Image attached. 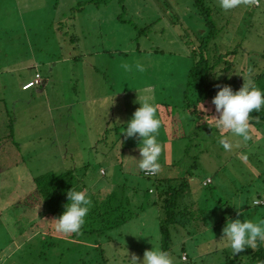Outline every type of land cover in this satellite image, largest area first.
<instances>
[{
	"label": "rangeland",
	"instance_id": "obj_1",
	"mask_svg": "<svg viewBox=\"0 0 264 264\" xmlns=\"http://www.w3.org/2000/svg\"><path fill=\"white\" fill-rule=\"evenodd\" d=\"M262 1L260 8L241 4L227 11L217 1L222 9L219 19L226 26L218 42L224 51L245 39L240 48L248 54L244 60L249 62L247 70L264 66ZM0 5L2 13L8 6L16 7L15 11L11 9L16 21L11 20L10 27L0 26V158L4 150L11 153V158L14 151L21 156L15 163H0V185L4 187L0 200L4 211L0 218V262L59 264L63 253L65 264H127L126 252L129 258L135 254L142 259L145 250L152 249L150 236L162 249V211L149 202L158 194L155 188L151 192L154 196H140L145 200L144 207L133 206L137 214L129 224L111 232V241L103 235H81L78 240L72 234L48 233L47 240L55 242L50 258L46 251V218H40L26 204L13 205L11 193L19 175L28 178L30 172L39 176L49 170L75 168L80 176L87 162L92 165L88 196L104 200L113 188L136 184L145 191L152 182L143 178L137 167L139 139L121 133L122 125L140 106L138 96L147 92L162 122L158 136L163 145L159 177H189L194 202L215 211L207 213L209 226L200 224L206 234L185 238L191 258L185 255L187 259L182 261L177 244L170 255L175 264H226L225 256L231 251L221 240L226 218L245 219L233 206H241L248 219L255 217L253 221L264 212V206H260L264 202V123H250L251 139L245 142L231 133L223 135L217 128L212 131L205 123L198 127L184 105L185 82L193 65L189 44L205 29L194 0H0ZM93 66L98 73L91 71ZM84 70L95 90L103 92L95 105L86 100ZM36 71L44 80L52 77L53 82L61 77L68 80L71 72H75V78L81 75L76 91L67 81L55 90L60 91L66 110L75 100L76 106L67 111L66 121L73 125L74 135L66 138L60 133L59 114L52 117L56 125L49 117L46 119L41 87L22 90L23 83L35 77ZM55 127L59 136L51 134ZM222 138L232 144L230 151L219 143ZM101 166L108 172L100 173ZM207 178L213 179L209 187L203 184ZM110 180L115 185L109 184ZM22 183L23 189L29 188L28 179ZM189 196L185 202L189 203ZM34 221L38 225L32 235L30 225ZM100 249L107 262L98 260ZM87 258L90 261L85 262Z\"/></svg>",
	"mask_w": 264,
	"mask_h": 264
},
{
	"label": "trees",
	"instance_id": "obj_2",
	"mask_svg": "<svg viewBox=\"0 0 264 264\" xmlns=\"http://www.w3.org/2000/svg\"><path fill=\"white\" fill-rule=\"evenodd\" d=\"M217 1L194 0L196 12L204 19L205 29L196 35L195 41H190L189 49L193 65L189 70L183 91L184 105L187 107V110L191 113L193 118L197 120L196 123H199L198 127L200 126V123H205L210 126L212 131L216 129L215 121L212 118L218 115L215 112L214 105L211 103L213 97L218 91L217 85H230L233 90L236 91L239 90L244 82H247L250 77L254 86L264 90V66L261 67V70H256L255 68L247 70L246 68L249 62L247 63L244 60L245 56L248 54L240 48L245 39L239 41L238 46L229 47L224 51L223 48L225 47L221 46L220 42H218L219 38L223 36V30H225L226 26L221 23L222 18L221 20L219 19V15L222 17V9L218 8L219 3ZM261 5H263L262 0ZM250 6L251 9L260 8V6H255L254 3L250 4ZM58 23L63 25L64 22L60 21ZM245 29H249L248 25H246ZM241 30H243V27H241L240 31ZM73 39L76 41L80 40L78 37H74ZM238 58L242 59V64L239 63L240 60H237ZM256 67L259 69L258 65ZM237 69H239V72H236ZM38 73L39 72L36 71L33 80L36 79ZM240 79L241 82H239ZM231 82H233V84H230ZM42 84L43 83H39L30 88H23L25 86L23 84L22 89L29 90L33 87L40 88ZM197 101L204 105L206 111L199 110L197 107ZM258 120L264 123V108H262L260 112L253 111V113L250 114V123L258 124ZM220 132L223 135L229 134V132L223 130H220ZM91 166L92 165L89 162L85 163L83 172L80 176L75 172V168L63 172L49 170L39 176H33V174H30L31 179H29L28 182L29 187L31 186L32 188L31 191L33 194L27 200V207H30V209L37 214H44V216L41 217L46 218V251L49 254V258L52 256L51 253H54V251L51 250H54L55 242L48 241L47 235L48 233H51V236L57 234L55 231V222L53 220L61 215L64 210L63 205L67 203V191L72 187L76 190L85 191L88 188H91L92 183L88 181V173ZM142 177L147 178L152 182L149 187H146L145 191L141 189V184H136L135 186L127 185L113 188V191L108 194L104 200L100 198L97 200L95 197L89 195L92 205L86 217L85 224L82 226L79 233H73L72 235L77 237L76 239L78 240L81 239V235L89 236L94 234L106 236L110 241L113 240L111 232L116 228L129 224L134 215L137 214V210L134 209L133 206L135 205L137 209L144 207L145 203L138 202L141 198H139L138 201L137 198L143 195L150 197L149 195H152L151 192L153 191V188H155L156 194H158L156 195L157 200L153 204L158 206L162 211L160 219L162 236L160 243L161 247L169 254H174L175 245L177 244L181 250V260L186 261L187 258L185 255L189 258L191 257L184 240L187 236L192 237V235H198L201 233L206 234V232H203L204 229H201L203 225L200 224L206 223L207 226L211 224V222L208 223L207 218L209 210L207 208L199 207L197 203L194 202V196L191 195L193 191L192 183L189 177L163 179L159 177V172L151 176L142 172ZM208 179H211L212 181L208 182ZM212 183V178H207L203 182L204 186L207 187L211 186L210 184ZM17 185L18 183H16V186ZM22 187H24L23 183ZM16 189L17 187L13 185L11 188L12 196L16 194L13 193ZM1 194L2 191L0 193V198ZM187 194L190 195L188 200L189 203L185 202ZM258 199L263 198L258 196ZM262 203L263 204L260 206H264V202ZM20 204L22 206V203H18V205ZM0 205L2 206V204ZM214 212V210L209 211V213ZM234 215H236V212L233 213V216ZM257 216L261 217L260 219H257V221L264 219V212ZM250 217V220L255 218L253 215ZM14 219L16 222H19L16 217ZM35 223L36 221H34L33 224L31 222L30 225V234L32 235L35 234L32 230L35 228V225H38ZM192 229H194V231ZM179 235L181 238H177L176 240L175 237ZM104 254L103 249L98 250V260L103 259L107 262V258ZM225 257L226 264H264V244H259L255 250L247 248L235 255L229 251L228 255ZM64 260L65 257L63 253H60L59 264H65ZM88 260L89 258H87L85 262Z\"/></svg>",
	"mask_w": 264,
	"mask_h": 264
},
{
	"label": "clouds",
	"instance_id": "obj_3",
	"mask_svg": "<svg viewBox=\"0 0 264 264\" xmlns=\"http://www.w3.org/2000/svg\"><path fill=\"white\" fill-rule=\"evenodd\" d=\"M253 3L255 0H219L220 7L225 11L237 8L241 4ZM137 68L143 71L141 65H137ZM217 88L218 91L211 101L218 114L212 118L215 121V127L240 137L245 142L250 140V114L253 111L260 112L264 108V90L254 86L250 77L239 90L234 91L230 85H217ZM136 102L140 106L122 125L121 134L127 138L139 139L140 158L135 159L138 169L146 174L158 173L161 168L159 160L163 150V145L158 140L162 122L157 116V107L152 102L150 93L145 92L139 95ZM197 107L200 111H206L199 101H197ZM219 143L225 151H230L232 148V144L226 139H220ZM66 197L67 203L63 205V212L53 220L55 231L65 235L79 233L85 224L92 201L85 190H76L73 187L66 192ZM233 207L237 209L238 216L245 215V219L242 221L239 218H226L221 240L227 243L233 255L247 248L257 249L259 244H264V219L250 220L243 213L241 206ZM131 232L130 229L129 233ZM150 237L152 249L145 250L142 259L135 254L129 258L126 252L127 264H175L174 258L155 243L156 238Z\"/></svg>",
	"mask_w": 264,
	"mask_h": 264
},
{
	"label": "crops",
	"instance_id": "obj_4",
	"mask_svg": "<svg viewBox=\"0 0 264 264\" xmlns=\"http://www.w3.org/2000/svg\"><path fill=\"white\" fill-rule=\"evenodd\" d=\"M11 9L13 11H15L16 7L12 6V8H11V6H8V8L2 13L1 5H0V26L3 24V26L5 25L7 27H10L11 26V20H13L14 22L16 21V15L15 14L11 15L12 13H14V12H11ZM68 60H70V59L68 58L66 61H68ZM93 68H94V70H91V71L97 72V67L93 66ZM98 71H100V70L98 69ZM35 74H36V72H35ZM74 74H75V72H71L68 75V80H64L61 77L56 82H53L52 77H46V80H44L42 77L41 83H43V84L40 86L42 88L41 89L42 95L44 96V109L46 110V119L49 117V120H51L54 123V125H56V123L52 119V117H55L59 114L61 116L60 133L61 134L63 133V135H65L66 138L69 137L68 135H74V133H75V129H74L73 125L66 123V121H67V111L70 109H74L76 106V103H75V100L72 99L71 103L69 104L72 107L69 108L68 110H66V107L64 106L65 101L61 100V94L59 93L60 91L56 92L55 90H59L58 89L59 85L62 82L67 81L69 84V87H72L73 90L76 91V86H78L80 81H81V75H80V79H79V77L75 78ZM82 77H83V85H85V88H86V95H87L86 100H88V101L91 100L93 103L92 105H95L96 103L100 102L101 97L103 96V92L98 93L95 90V88L92 85V83H94V82L90 81L89 74H85V70L83 71ZM34 78L35 77L26 80L23 84L26 85L28 82L33 81ZM77 80H79V83L76 82ZM98 82H101V81H98ZM92 87L94 88V90H91ZM22 90H24V89H22ZM27 90H25V91H27ZM95 116H98V114L95 113ZM51 134L57 135V136L60 135L58 130H57V127L52 129ZM48 139H51V137L48 136ZM57 139L54 138L51 140L56 141ZM54 147H56V144H54ZM20 158H21L20 152H19V157H17V155L15 154V151H14L12 154V158H11V153L7 150H4V152L0 158V163L3 165H7L9 163L17 162ZM105 171L108 172V169L105 166H101L100 173H102V172L106 173ZM30 174L31 173H29L28 178H27V176L24 177L21 175H19V176L17 175L18 177H20V179L19 180L14 179V185H15V187H17L18 190L16 189L13 191V193H16L13 196V201H14L13 205L15 202L16 203H23V204L27 205V200L29 199V197L32 196L33 192L31 191L32 190L31 186L28 189H23V187H22V182L25 183L27 181V179H28V181H29V179H31ZM98 181L99 180L95 181V185L97 184ZM16 183H18L17 186H16ZM109 184H114V183L111 182V180H110ZM2 189H4V187L0 185V193H1ZM26 190H28V193L26 195H24V192ZM149 196H154V195H149ZM139 198H141V197H138L137 201ZM18 199H20V200H18ZM0 200H1V198H0ZM156 200H157V197L155 195V198L150 199L149 202H150V204H153ZM138 202H140V203L145 202V200L143 198H141V200ZM4 210H6V209H4ZM3 212L4 211L2 210V206L0 205V218H2ZM40 216H42V215H40ZM18 220H20V219L18 218Z\"/></svg>",
	"mask_w": 264,
	"mask_h": 264
},
{
	"label": "built area",
	"instance_id": "obj_5",
	"mask_svg": "<svg viewBox=\"0 0 264 264\" xmlns=\"http://www.w3.org/2000/svg\"><path fill=\"white\" fill-rule=\"evenodd\" d=\"M255 6H260L261 5V0H255ZM41 81H42V76H41V74H37L36 75V79L35 80H33V81H30V82H28L25 86H24V88H30V87H32V86H35L36 84H39V83H41ZM146 174V173H145ZM156 173H154V174H146V175H148V176H151V175H155ZM212 180L211 179H209L208 180V182H211ZM207 183V182H206Z\"/></svg>",
	"mask_w": 264,
	"mask_h": 264
}]
</instances>
